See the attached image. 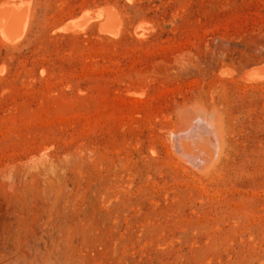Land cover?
Returning a JSON list of instances; mask_svg holds the SVG:
<instances>
[{"label":"rangeland","instance_id":"374dc122","mask_svg":"<svg viewBox=\"0 0 264 264\" xmlns=\"http://www.w3.org/2000/svg\"><path fill=\"white\" fill-rule=\"evenodd\" d=\"M30 2L0 41V264H264V0ZM104 6L116 39L57 31Z\"/></svg>","mask_w":264,"mask_h":264},{"label":"bare ground","instance_id":"6f19581e","mask_svg":"<svg viewBox=\"0 0 264 264\" xmlns=\"http://www.w3.org/2000/svg\"><path fill=\"white\" fill-rule=\"evenodd\" d=\"M30 1L31 0H4V1L0 2V41L3 45L10 46V47H17L18 45H20L23 42V40H24L28 30H29V26H30V23L32 20L31 2ZM114 9L110 6H104V7L97 8L91 12L85 10L78 17L69 19L68 21H66L62 25L60 24L61 26L58 28L57 31L60 33H67V34H71V35L84 34L85 31L91 26V24L93 22H96L97 23V32L100 35V37L110 39V40L116 39L121 32V27H122L121 25L122 24H121V20L118 18ZM141 26L142 25H140V23H139V26H136L134 28V34H136L138 37H142L144 35V29H142ZM241 79L247 83H263L264 82V61L260 62L258 65H255V67H252L246 74H244L241 77ZM191 128H193V127L191 126ZM174 134H176V132ZM188 134H190V132ZM185 135L187 136V134H185ZM175 138H177V137H175ZM209 139L211 140V138H209ZM177 140L179 141V139H177ZM199 141H201V140H199ZM216 142H217V140H216ZM184 143L186 144L185 141H184ZM179 144H182V143H179ZM187 144L189 146L191 143L188 142ZM200 147H202V145ZM202 148H204V147H202ZM206 148H207V146H206ZM182 150H184V149H182ZM179 151H180V149H179ZM187 151H190V150H187ZM181 152H182V154H184L183 151H181ZM190 152H192V151H190ZM199 156H198V158H199ZM211 156H213V155H211Z\"/></svg>","mask_w":264,"mask_h":264}]
</instances>
